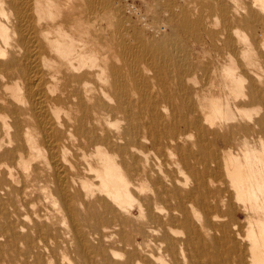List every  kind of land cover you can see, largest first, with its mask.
<instances>
[{"label": "bare ground", "instance_id": "6f19581e", "mask_svg": "<svg viewBox=\"0 0 264 264\" xmlns=\"http://www.w3.org/2000/svg\"><path fill=\"white\" fill-rule=\"evenodd\" d=\"M229 2H213L210 25H227L219 40L239 44L241 62L234 45L209 87L229 90L235 109L226 92L197 115L186 93L199 80L162 45L176 28L208 31L207 18L181 13L161 30L120 0H0V246L11 251L2 263L264 264V0ZM176 66L187 111L171 105ZM217 117L251 130L240 153ZM132 218L162 255L135 244L114 261L113 246L130 244L113 231Z\"/></svg>", "mask_w": 264, "mask_h": 264}, {"label": "rangeland", "instance_id": "374dc122", "mask_svg": "<svg viewBox=\"0 0 264 264\" xmlns=\"http://www.w3.org/2000/svg\"><path fill=\"white\" fill-rule=\"evenodd\" d=\"M120 2H121V4H130L131 3L130 6H135V8H137V10H139L142 14H145L148 17L150 16L152 19H155V20L157 19L159 22L158 27L160 26L159 28L161 30H167L168 29V28H166L167 26H164L165 21H166V23L168 22L169 26L173 25L175 23V19L177 18V16H180L181 13L184 15H189L190 13H193L194 15L196 14L198 16H202L203 19L207 18L208 20L206 19V20H204V22H206V24L208 25V27H207L208 31L207 30L205 31L204 29H198L197 34L195 36L194 34H191V33L187 34L184 31H182L181 29L176 28L175 30H173L174 32L171 35V40L165 41V43H163L162 47H163L164 51L169 53V55L171 53L172 55H175L180 59L184 58L186 61H188L189 64L191 65V74L193 76H196L197 80H199V82H197V88H196L197 93H194V92H191L190 94L186 93V103H187V100L192 102V107L195 109V114H197V115L200 114V112L204 108H207V109L210 108L211 107L210 106L211 105V99H213V98L216 100H220L221 103L224 102L225 97H226V92H228V96L230 97L229 102H231L233 104L232 105L230 103V105L233 106V108L235 109L234 105H235L236 100L234 101V95L232 93H230L229 90H225L220 85H217L216 87H213V88L209 87L210 83L215 78L214 75L217 76L216 77L217 84H220L221 79H219V78H221V77H220V75L217 74V71L219 70L221 65L228 62L227 58L229 56H231L232 48L234 45L236 46V58L239 60V62H241V58L239 55L240 50H241V46L239 44H237L234 40L231 41L232 39L229 40V42L226 41L227 39L225 40L226 42L219 40V34L221 31L223 33L225 32V34L227 33L226 34L227 36L230 35V31H229V28L227 27V25L225 26L224 24H222L223 22H221V24H219L216 27H211L212 25H210V21L212 19L211 17L215 16L212 9L214 8V6H216V3H222L224 6H227V5L230 6L229 0H212V1L211 0H183V1H179V0L178 1L177 0H120ZM177 2L180 4H178ZM213 2L215 5L213 4ZM165 3H166V5H165ZM169 3H172V4H169ZM227 8H229V7H227ZM202 10H205V13ZM176 11H177V13H175ZM107 13H108L107 8H103L101 14L102 15L105 14L104 18H106ZM165 17H166V19H165ZM209 17H210V19H209ZM207 21H209V22H207ZM213 28H214V30H213ZM209 29L211 31H209ZM245 30H243V31L245 32ZM206 33H208V34H206ZM209 37L211 38V41H210ZM193 44H194V46H193ZM225 50L227 52H225ZM212 53L214 54V56ZM226 56H228V57H226ZM213 62H215V63H213ZM179 72H180V67L176 66L175 68H173V71L170 70L169 75L167 76L169 79V84H168L169 85V91L171 92V96H172L171 105L176 107V108H180V107H178V105L179 106L182 105L184 107V110L187 111L188 107H186V103H185L183 96L178 94V92H177L178 87L176 85L177 84L176 80L177 79L181 80V75L184 78V76H186L187 74H185V73L181 74ZM186 79L187 78H184V81L187 84ZM205 84H207V85H205ZM172 92L174 95L172 94ZM224 95H225V97H224ZM188 114L192 115L193 113H188ZM220 119H221V121H220ZM246 119L247 118L244 117V119H242L240 121V124L243 126L249 125L250 121H248V119L247 120ZM214 121L219 123L218 125H221L223 127L224 134H227V136L231 137V141H232L231 146L233 147L231 149H233V151L240 153V151H239L240 147L239 146L242 144L241 140L243 137H246L247 139L250 140V138L252 137V135L250 134L251 130H246L243 133L240 132V130L238 128L239 121H237V120H233V121L229 120V122H226L222 118L217 117L214 119ZM201 122H202L204 127L205 126L208 127V122H205L202 120H201ZM214 126H217V125H214ZM209 128H212V126H209ZM191 130H188V131L184 130V132L187 131L186 133L192 134V136H193V134L197 133V131H198L197 129L196 130L191 129ZM203 137H204L206 144H209V143L211 144L212 143L211 140L214 138L213 133L211 134V132H207V131L203 135ZM208 148L210 149L209 151L212 150L211 149L212 147L208 146ZM151 154L152 155L156 154V157H158L162 163L163 169H167L166 164L168 163V159H167V156L163 152H157V150L154 149ZM222 171H223V168L220 167V172H222ZM167 172H170V173L172 172L171 174L173 176L176 175V172L171 171L170 169ZM223 176L225 177L224 174H223ZM178 178L183 179V177L179 176V174H178ZM145 184L148 185L147 189L144 190L145 194H149L152 191H154L153 189H155V188L152 187L151 183L147 184V182H146ZM238 217H239L238 219L241 222V225L243 227V230L246 231V228H245V224H246L245 221H247V219L245 218L246 215L240 213L238 215ZM12 219H14L13 228H14V230H17L16 214L12 215ZM0 222H2L1 219H0ZM141 229H143V230H141ZM147 231H148L147 223H145L142 219L140 221H138L137 219L132 218V219H129L127 221V224L125 223L124 226H121V225L116 226L114 231H113V232H115V236L119 237V235H121V234L126 235L127 242L130 244L129 245L130 247L127 245L126 248H123V247H121L119 245L117 246L115 244L113 246L114 250H116L121 255L120 256L119 255L114 256V261H117L118 263H120V262L123 263L125 261L126 254L132 249V246L135 244L140 245L141 248H143L144 250L147 251V253H151L154 256L162 255L163 254L162 251L160 249H158V246L156 245V243L159 242V239H157L158 236L157 235L154 236ZM9 254H11V251L8 250L7 246H4V245L0 246V264H4L1 262V260L4 259L5 257H7V255H9ZM147 261H146V264H158L157 262L152 261V259H150V258L147 259ZM17 264H19V263H17Z\"/></svg>", "mask_w": 264, "mask_h": 264}]
</instances>
